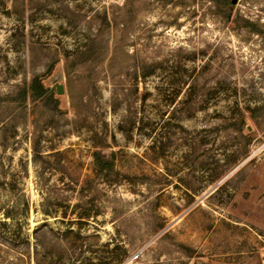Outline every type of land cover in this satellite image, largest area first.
I'll return each mask as SVG.
<instances>
[{
    "label": "rangeland",
    "instance_id": "obj_1",
    "mask_svg": "<svg viewBox=\"0 0 264 264\" xmlns=\"http://www.w3.org/2000/svg\"><path fill=\"white\" fill-rule=\"evenodd\" d=\"M0 264H264V0H0Z\"/></svg>",
    "mask_w": 264,
    "mask_h": 264
},
{
    "label": "water",
    "instance_id": "obj_2",
    "mask_svg": "<svg viewBox=\"0 0 264 264\" xmlns=\"http://www.w3.org/2000/svg\"><path fill=\"white\" fill-rule=\"evenodd\" d=\"M57 92L62 93L63 92V87L62 85H57Z\"/></svg>",
    "mask_w": 264,
    "mask_h": 264
}]
</instances>
